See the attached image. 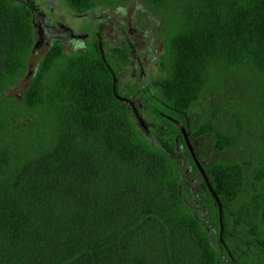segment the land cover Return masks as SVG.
I'll use <instances>...</instances> for the list:
<instances>
[{"label": "trees", "instance_id": "obj_1", "mask_svg": "<svg viewBox=\"0 0 264 264\" xmlns=\"http://www.w3.org/2000/svg\"><path fill=\"white\" fill-rule=\"evenodd\" d=\"M118 1L64 0L91 17ZM146 2L164 22V73L151 89L116 75L145 127L113 91L109 67L129 61L128 45L103 49L93 34L66 52L55 40L30 70L31 9L0 0V264H264V157L245 190L241 161L205 164L192 141L220 217L179 126L234 142L189 114L224 69L249 75L264 117V0ZM29 71L20 102L38 119L16 122L4 92Z\"/></svg>", "mask_w": 264, "mask_h": 264}, {"label": "rangeland", "instance_id": "obj_2", "mask_svg": "<svg viewBox=\"0 0 264 264\" xmlns=\"http://www.w3.org/2000/svg\"><path fill=\"white\" fill-rule=\"evenodd\" d=\"M52 1L53 6L49 3L51 0H41L50 21H59L71 26L75 32L89 34L93 32V26L97 25L103 34L104 48L112 44L111 38L115 36L116 28L122 29L125 36L134 40L136 47L146 58V60L143 58V64L147 75L155 78L164 73L158 62L159 54L164 49V22L156 9L151 7L146 0H120L110 7H97L92 17L89 14H79L73 11L62 0ZM38 18L36 17L35 20L38 21ZM108 22L112 24L111 29L107 27ZM129 26L130 30H128ZM92 38L90 36L87 40H82L83 37L78 36L76 42L79 44L82 40L83 45L74 47L73 50L83 49L86 43L92 41ZM71 43L66 40V52H69ZM42 49L43 43L34 47L30 58V70L43 53ZM29 74L30 71L19 77L4 92L12 100L8 109L16 116L14 119L16 122L25 123L38 119L36 109H31L20 102ZM118 74L122 82L119 85L121 88H124V81L132 82L131 67L125 68V71L120 70ZM215 75L216 73L212 77L214 81L204 88L189 114L198 122L212 118L220 130L231 133L235 140L229 147L219 149L211 134H203L193 137V144L205 164L212 160L237 159L241 161L245 166V190L246 188L251 190L252 183L254 182L253 185L256 183L254 176L258 174L261 160L264 157V117L261 113V106L256 100L248 74L224 69ZM193 183L195 188L199 180L195 179ZM201 204L198 206L204 210V205Z\"/></svg>", "mask_w": 264, "mask_h": 264}, {"label": "flooded vegetation", "instance_id": "obj_3", "mask_svg": "<svg viewBox=\"0 0 264 264\" xmlns=\"http://www.w3.org/2000/svg\"><path fill=\"white\" fill-rule=\"evenodd\" d=\"M26 3L32 12V18L34 21V25L37 31V41L35 46H37L40 43H43V52L49 49V47L52 45V43L55 40H60L62 45L66 47V40L71 41V47H69V52L76 51L73 50L74 47H79L80 45L82 46V40L89 38L90 36H93L95 34L97 41L99 45L104 48L103 45V39H102V33L97 25H94V30L91 34L86 33V32H75L71 26H68L64 23H61L59 21L53 22L52 20L50 21V17L46 14V9L42 6L41 0H18ZM48 1V0H47ZM50 1V0H49ZM64 3V0H62ZM51 6H53V1L49 2ZM65 4V3H64ZM66 5V4H65ZM74 11V10H73ZM78 13V12H77ZM79 14H87L86 12H82ZM91 17V15L89 14ZM36 17H39L38 21L35 20ZM108 28L111 29V23H107ZM119 26V25H118ZM128 30H130V26L128 27ZM78 36L83 37V39L78 42L76 40L78 39ZM120 36V37H119ZM112 44L109 46H123V45H128L130 49V58L127 63H118L117 69H113L115 77L116 75H119L118 73L120 70L125 71V68L131 67V78L133 80H137L141 86H144L146 89H151L154 86V79L157 77L153 78L152 76H148L145 70L144 66V59L146 60L145 57L140 53V49L136 47V44L134 43V40L130 37L125 36V33L122 29L116 28V34L111 38ZM76 42V43H75ZM88 42V41H87ZM76 45V46H74ZM85 46H87L85 48ZM84 46L82 50H87L89 47V43ZM79 50V49H78ZM144 58V59H143ZM159 62V61H158ZM124 74V73H123ZM128 81H124L123 85L126 87ZM117 86V82H116ZM129 99L135 100V102L139 101L138 96L136 98H132L128 96ZM129 103V101H126ZM130 104V103H129ZM131 105V104H130ZM137 105V103H136ZM132 106V105H131ZM133 108V107H132ZM137 108V106H136ZM134 110V108H133ZM135 112V111H134ZM137 116V115H136ZM138 117V116H137ZM190 142L192 144L193 141V136L189 135Z\"/></svg>", "mask_w": 264, "mask_h": 264}, {"label": "water", "instance_id": "obj_4", "mask_svg": "<svg viewBox=\"0 0 264 264\" xmlns=\"http://www.w3.org/2000/svg\"><path fill=\"white\" fill-rule=\"evenodd\" d=\"M101 52H102V50H101ZM102 56H103V52H102ZM107 66L109 67L108 64H107ZM109 70L111 71L112 76H113V91H114V94H115L118 98L122 99L123 101H129V103H130V104L132 105V107L134 108L135 114L138 116V118H139V120H140V123H141L143 126L146 127L143 118L140 116L139 111H138V109L136 108V102H135V100H133V99H129V98L126 97V96H122V95H120V94L116 91V77H115L114 71H113V69H112L111 67H109ZM179 126H180V128H181L182 134H183L184 139H185V141H186L187 147H188V149H189V151H190V153H191V155H192V158H193L195 164L197 165L199 171L201 172V174H202V176H203V178H204V180H205V182H206L208 188H209V189L211 190V192H212L213 198L215 199V201H216V203H217V205H218L219 216L221 217V213H222V201H221V199L219 198V196L217 195V193L212 189L211 184H210V181H209L208 176H207V173H206L204 167L202 166L200 160H199L198 157L196 156V152H195V150H194V148H193V146H192V144H191V142H190V139H189L190 131L187 130L186 127H184L180 122H179Z\"/></svg>", "mask_w": 264, "mask_h": 264}]
</instances>
